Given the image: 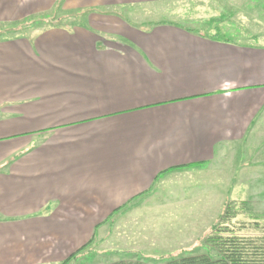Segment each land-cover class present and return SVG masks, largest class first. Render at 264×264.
<instances>
[{"label":"crops","instance_id":"1","mask_svg":"<svg viewBox=\"0 0 264 264\" xmlns=\"http://www.w3.org/2000/svg\"><path fill=\"white\" fill-rule=\"evenodd\" d=\"M173 1L0 0V30L60 16L0 37V264H87L113 219L195 204L162 178L263 152L264 45L150 17Z\"/></svg>","mask_w":264,"mask_h":264},{"label":"rangeland","instance_id":"2","mask_svg":"<svg viewBox=\"0 0 264 264\" xmlns=\"http://www.w3.org/2000/svg\"><path fill=\"white\" fill-rule=\"evenodd\" d=\"M168 4L173 6L169 8L172 12L152 14L150 17L156 20H174L207 37L264 45V0H174ZM58 18L59 15L36 17L32 19L31 24L19 26L16 31L18 33L21 30L23 33L25 27H30L29 30L33 32L39 31L57 24L55 19ZM62 22L60 20L58 23H65ZM16 31L0 30V37L13 36ZM253 156L249 162L247 153L242 150L227 151L218 169L206 168L201 173H176L162 178L157 185L163 194L166 193L162 190L166 188L164 183H190L191 190L187 188L186 195L187 199L195 204L192 207L178 206L177 202L183 198L182 191H171L169 200L175 204L167 207L168 220L171 221L164 222L158 233L146 232L143 220L138 223V231L128 233L119 217L113 219L112 237L101 243L96 240V244L87 250L93 252L94 256H89L85 262L110 264L123 259H141L147 264H161L190 256H214L216 252L206 242L207 238L216 235V229H223L225 226L232 233L221 232L223 237H264V149ZM248 162L255 164L251 166ZM222 183L226 188L220 189ZM228 207L233 209L229 216L233 218L227 225H223L222 219ZM130 209L127 208V211ZM190 216L192 221L187 220ZM132 225H137L136 220ZM147 234H152L154 238L141 240V236ZM129 235H136L137 238L133 236V241H130ZM148 241H153L155 248H150L152 245Z\"/></svg>","mask_w":264,"mask_h":264},{"label":"trees","instance_id":"3","mask_svg":"<svg viewBox=\"0 0 264 264\" xmlns=\"http://www.w3.org/2000/svg\"><path fill=\"white\" fill-rule=\"evenodd\" d=\"M227 208L223 216V225L233 218ZM232 215V214H231ZM221 232H230L226 226L216 229L214 236L207 238V243L215 250V255H200L171 260L161 264H264V237H241L237 235L221 236ZM63 264H66L64 262ZM111 264H147L143 260H121Z\"/></svg>","mask_w":264,"mask_h":264}]
</instances>
